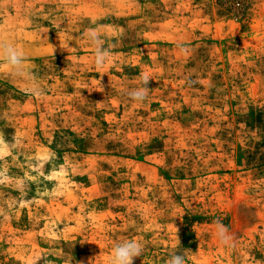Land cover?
<instances>
[{
	"label": "rangeland",
	"instance_id": "rangeland-1",
	"mask_svg": "<svg viewBox=\"0 0 264 264\" xmlns=\"http://www.w3.org/2000/svg\"><path fill=\"white\" fill-rule=\"evenodd\" d=\"M5 44L0 264H264V0H0Z\"/></svg>",
	"mask_w": 264,
	"mask_h": 264
},
{
	"label": "clouds",
	"instance_id": "clouds-1",
	"mask_svg": "<svg viewBox=\"0 0 264 264\" xmlns=\"http://www.w3.org/2000/svg\"><path fill=\"white\" fill-rule=\"evenodd\" d=\"M90 42L95 46V64L97 67L102 68L109 60V53L107 51L102 52L97 45L100 40V35L96 30H90L88 33ZM116 45L113 44L114 48ZM182 52H186L187 49L180 46ZM0 57L3 58V65L8 69L9 74L15 73L17 78H22L23 64L25 62V54L19 50L13 44H5L0 46ZM151 78L144 75L141 79V87L135 90H129L128 97L135 102L143 103L148 99L149 94V81ZM35 94H40L42 89L39 87H32L30 89ZM217 238L222 245L235 246V237L230 236L227 233L224 225H220L217 230ZM113 264H134V259L142 255V247L135 240H126L114 244L113 249ZM168 264H186L185 257L182 254H175L170 257Z\"/></svg>",
	"mask_w": 264,
	"mask_h": 264
}]
</instances>
